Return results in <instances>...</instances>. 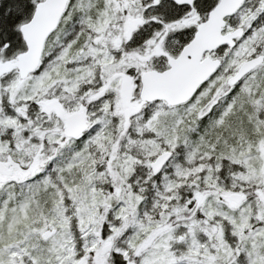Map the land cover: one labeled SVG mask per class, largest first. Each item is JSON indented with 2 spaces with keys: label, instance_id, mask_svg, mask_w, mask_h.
Returning <instances> with one entry per match:
<instances>
[{
  "label": "snow or ice",
  "instance_id": "6c2138e0",
  "mask_svg": "<svg viewBox=\"0 0 264 264\" xmlns=\"http://www.w3.org/2000/svg\"><path fill=\"white\" fill-rule=\"evenodd\" d=\"M0 264H264V0H0Z\"/></svg>",
  "mask_w": 264,
  "mask_h": 264
}]
</instances>
